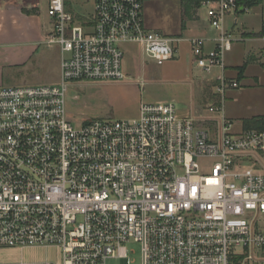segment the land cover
Wrapping results in <instances>:
<instances>
[{
    "label": "built area",
    "instance_id": "1",
    "mask_svg": "<svg viewBox=\"0 0 264 264\" xmlns=\"http://www.w3.org/2000/svg\"><path fill=\"white\" fill-rule=\"evenodd\" d=\"M144 2L96 0L80 24L65 0H49L44 43L61 49V83L0 86V249L61 250L44 264H134L135 242L140 264H264L254 256L264 253V119L238 129L225 112L227 91L238 87L224 74L225 55L244 40L224 23L251 8L207 1L216 46L203 54L192 40L196 66L222 71L213 128L180 116L173 102L79 128L68 117L71 83L126 78L125 45L158 62L175 57L182 39L149 29Z\"/></svg>",
    "mask_w": 264,
    "mask_h": 264
},
{
    "label": "rangeland",
    "instance_id": "2",
    "mask_svg": "<svg viewBox=\"0 0 264 264\" xmlns=\"http://www.w3.org/2000/svg\"><path fill=\"white\" fill-rule=\"evenodd\" d=\"M152 3L159 4V16L156 11L148 10V6ZM71 5L80 24L92 18L95 0H71ZM48 6L49 0H40V7L47 15ZM262 10H264V0L249 13L238 14L240 29L248 32L252 27L259 26V15ZM177 12L178 0H145L144 2L145 20L153 24L158 21L157 30L167 36H175L174 32L178 25ZM242 35L244 41L248 39L245 35L264 41V33ZM176 46L180 51L176 52L173 59L158 62L148 58L140 46L127 45L123 64L126 76L124 80L71 83L67 91V105L68 117L74 126L79 128L85 122L93 120H133L138 118L142 103L169 101L175 104L180 116L189 115L198 119L199 128H211L210 122L205 121L204 118H216L218 115L206 108L204 96L208 86L204 80L208 74L200 72L192 64L194 54L191 43L182 41ZM260 46L261 43L252 40L244 43L246 54L249 52L256 54L249 60V64L238 72L239 78L244 80L240 84L237 82V88L229 89L236 93L230 105L239 114L237 117L239 120L234 121L238 129L241 125L252 126L257 120L264 119V46L262 48ZM50 47L54 49L51 50L50 57H44L40 52L33 53L24 62L1 70L6 87L60 84V51L56 45ZM43 48L46 47L43 45ZM23 49L27 48L23 47ZM227 93L225 111L229 105ZM127 247L130 259L134 264H140V245L130 242ZM61 256V250L58 248L0 249V264L23 262L44 264L48 261H59ZM254 256L256 259H262L264 253L256 250ZM107 264H126V260L112 258L107 260Z\"/></svg>",
    "mask_w": 264,
    "mask_h": 264
},
{
    "label": "crops",
    "instance_id": "3",
    "mask_svg": "<svg viewBox=\"0 0 264 264\" xmlns=\"http://www.w3.org/2000/svg\"><path fill=\"white\" fill-rule=\"evenodd\" d=\"M207 1L213 0H178V25L177 30L174 32L175 38H181L182 41L191 43L192 54H194L192 64L200 72L202 71L196 66V60L198 56L193 50L192 40L196 39L201 41V52L203 54H206L215 48L216 39L219 35L218 31L213 29L209 23L207 11L210 5L204 4ZM65 6L66 10L75 16L77 22L80 21L79 18L73 12L71 0H65ZM158 9L160 8L159 4L157 3H152L148 6L149 11H156L157 15L159 16L160 14L158 13L160 11L158 12ZM259 16V26L252 27L248 32L240 29V27L238 26L240 21L237 15H231L225 20L224 29L233 38H239L243 33L251 35H258L264 33V10H262ZM88 22L89 20L85 21L83 24H87ZM146 25L149 29L153 31H158V21H156L155 24H153V22L151 23L149 21L148 23L146 21ZM52 30L53 20L42 11L40 7V0H0V86H6L4 83L3 73L1 71L5 67L22 63L26 59L31 57L33 53L40 52L41 55L43 54L44 57H50L51 50L54 49H52L50 46L45 45L44 41L45 38L52 33ZM245 36L248 38L247 40H252L261 43V48L264 46V41L262 39L250 38V35ZM246 41L235 43L233 45L232 50L228 51L225 55L224 74L229 81L238 82L239 84L240 82H242V80H244V78H239L238 72L242 67L248 65L249 60L254 54H256L253 52H249V54H246L244 52L243 46ZM43 45L46 48H43ZM127 45H125L124 47L125 52ZM23 47L27 49L24 50ZM57 48L60 51V55L62 58L61 49L59 46H57ZM178 50L179 49H177V51ZM221 73L222 71L220 69H216L204 80V83L206 84V86H208V91L205 92L204 98L206 108L210 112V108H212L213 105H215L219 100V97L217 96L216 92V80L221 75ZM96 86L101 87L102 85ZM235 96V91H228L227 99L229 101V105L227 111H225L227 117L233 121L239 120L237 118L239 116L238 112L236 111V109L233 108V106L230 105L232 104V100ZM165 102L169 101H158L154 103L145 104ZM183 117L191 116L185 115ZM216 118H204V120L210 122V124L212 125L211 128H213L215 125L214 121ZM196 120L199 121L198 119ZM207 129H210V127H208Z\"/></svg>",
    "mask_w": 264,
    "mask_h": 264
},
{
    "label": "trees",
    "instance_id": "4",
    "mask_svg": "<svg viewBox=\"0 0 264 264\" xmlns=\"http://www.w3.org/2000/svg\"><path fill=\"white\" fill-rule=\"evenodd\" d=\"M237 1H238L239 5H241L244 8L245 7L253 8V7L259 6L262 2V0H237ZM253 125H255V123ZM252 126H246V127L250 128Z\"/></svg>",
    "mask_w": 264,
    "mask_h": 264
}]
</instances>
